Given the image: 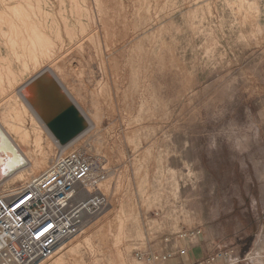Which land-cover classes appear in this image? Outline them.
<instances>
[{"label": "rangeland", "instance_id": "374dc122", "mask_svg": "<svg viewBox=\"0 0 264 264\" xmlns=\"http://www.w3.org/2000/svg\"><path fill=\"white\" fill-rule=\"evenodd\" d=\"M43 72L118 172L110 206L33 264H148L137 252L177 227L264 264V0H0V163L5 139L27 158L0 171L5 191L71 148L24 108Z\"/></svg>", "mask_w": 264, "mask_h": 264}, {"label": "built area", "instance_id": "2783aa9c", "mask_svg": "<svg viewBox=\"0 0 264 264\" xmlns=\"http://www.w3.org/2000/svg\"><path fill=\"white\" fill-rule=\"evenodd\" d=\"M90 132L87 130L71 148L61 151L46 171L20 189L5 191L0 182V264H33L51 259L64 243L84 231L89 218L100 216L110 206L118 168L89 154L86 146ZM84 192L88 198H81ZM160 214L158 211L155 215ZM200 232L177 227L161 238L164 244H170L172 240H192ZM136 257L148 264H172L167 254L137 252ZM194 264L240 261L232 251L217 250Z\"/></svg>", "mask_w": 264, "mask_h": 264}, {"label": "water", "instance_id": "95a60500", "mask_svg": "<svg viewBox=\"0 0 264 264\" xmlns=\"http://www.w3.org/2000/svg\"><path fill=\"white\" fill-rule=\"evenodd\" d=\"M30 86L33 87L31 107L61 146L68 145L88 130L85 117L48 72L38 75Z\"/></svg>", "mask_w": 264, "mask_h": 264}, {"label": "crops", "instance_id": "0c3cea01", "mask_svg": "<svg viewBox=\"0 0 264 264\" xmlns=\"http://www.w3.org/2000/svg\"><path fill=\"white\" fill-rule=\"evenodd\" d=\"M189 230H197L190 228ZM215 241H210L208 237L200 232L192 240L177 241L172 240L170 244H164L161 241L163 255H171L170 263L172 264H194L205 260L216 253ZM184 249L185 253H180Z\"/></svg>", "mask_w": 264, "mask_h": 264}, {"label": "bare ground", "instance_id": "6f19581e", "mask_svg": "<svg viewBox=\"0 0 264 264\" xmlns=\"http://www.w3.org/2000/svg\"><path fill=\"white\" fill-rule=\"evenodd\" d=\"M53 76V75H52ZM36 78V77H35ZM54 78V77H53ZM33 81V80H32ZM31 85V82L30 83H28V85L25 87V88H23V91H22V94H23V96H24V99H23V102H24V105H25V107H24V105H23V107L24 108H26V109H28L31 113H32V124H33V127L35 128V130L37 131L38 129H41V130H43V131H46L48 134H49V136H51L52 138H53V140H55L54 139V137L52 136V134L50 133V131L48 130V128L46 127V125L44 124V122H43V120L41 119V118H39L38 117V115L36 114V112H35V110L31 107V102H32V100H33V93H32V86H30ZM61 85V84H60ZM62 87V86H61ZM62 89H63V91L68 95V97L73 101V99H72V97H70V95L65 91V89L62 87ZM73 103H74V101H73ZM75 104V103H74ZM76 105V104H75ZM78 108V107H77ZM79 109V108H78ZM28 110H26V111H28ZM29 112V113H30ZM80 112H81V110H80ZM82 113V115L85 117V120L88 122V124H89V120H88V118H87V116L83 113V112H81ZM88 130H90L89 128H88ZM8 142V144H7V142ZM56 141V140H55ZM75 142V140L74 141H72L71 143H69L68 145H66V146H61V148L63 149V150H66V149H68L70 146L72 147V145H73V143ZM7 145H6V144ZM5 143H4V147L6 148V152H4V154H6V157L5 158H7V159H5L4 157V160L0 163V171L2 172L3 170H5V171H10V162H11V164H13L16 160L14 159V158H16L17 159V161L18 162H20V163H23L24 164V162L26 161L25 159H27V158H25V157H23V156H25L24 154L22 155L21 154V151L20 150H18V149H16L15 148V146L13 145V142L12 141H10V143H9V140L8 139H5ZM56 143H58L57 141H56ZM5 150V149H4ZM2 155H3V153H2ZM1 158V157H0ZM13 160H15L13 163H12V161ZM16 161V162H17ZM15 162V163H16ZM17 162V163H18ZM16 163V164H17ZM21 165V164H20ZM13 167H15L14 165H13ZM1 168H2V170H1ZM16 169V168H15ZM15 169H13V170H15ZM3 173V172H2ZM8 174V173H7ZM0 176H1V174H0ZM2 177H3V175H2ZM2 177H0V178H2ZM0 182L2 183L3 182V179H0Z\"/></svg>", "mask_w": 264, "mask_h": 264}]
</instances>
